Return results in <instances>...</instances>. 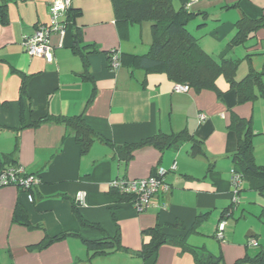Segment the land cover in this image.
Returning a JSON list of instances; mask_svg holds the SVG:
<instances>
[{
  "label": "crops",
  "instance_id": "crops-1",
  "mask_svg": "<svg viewBox=\"0 0 264 264\" xmlns=\"http://www.w3.org/2000/svg\"><path fill=\"white\" fill-rule=\"evenodd\" d=\"M54 2L8 0L7 22L0 24V169L21 166L40 179L32 189V201L16 187L0 188V264H195L190 253L170 244L160 246L147 260L132 253L149 241L144 231L156 225L164 234L179 236L184 231L170 225L177 222L189 227L197 215L206 213L205 222L220 209L216 221L219 223L222 212L232 204L228 203L229 170L237 144L228 129L231 114L254 123V102L237 105L234 92L228 91L223 78L216 80L218 89L224 92L222 98L206 90L176 92L175 83L164 73L147 72L125 60L123 55L147 54L151 37L139 46L134 25L120 27L115 23L109 0H72L70 10H76L78 15L67 24L63 36L51 34L52 62L27 55L22 48L24 36L50 22ZM188 11L194 14L197 30L212 22L215 29L211 35L226 37L234 32V24L241 17L256 19L264 14V0H197ZM62 20L65 21V14ZM188 31L207 53L206 45L199 42L195 32ZM75 34L78 51L73 48ZM253 39L247 48L244 44L228 47L230 39L227 50L222 54L224 48L218 51L220 59L241 61L244 58L236 57L237 47L243 46V51H248L243 57L249 56L253 69L264 70V30L256 32ZM110 52H117L122 60L115 71L108 66ZM255 55L262 58L254 62ZM23 80L31 120L50 118L37 127L21 128L19 99ZM80 114L96 135L85 153L80 151L72 131L55 120ZM200 114L204 120H200ZM261 121L262 125L255 129L257 135L264 132V116ZM159 133L181 134L185 139L176 148L159 151L148 146L137 149L127 163L120 159L118 147ZM188 136L202 142L203 153L192 155ZM255 144L262 149L264 140ZM174 164L176 168L172 170ZM156 168L165 170L169 189L158 194L155 205L146 211L138 213L131 203H120L111 195L112 181L144 179ZM79 192L85 193V204L80 206L75 202ZM257 196L261 201L257 197L253 200L260 207L259 219L264 198L258 193ZM17 206L25 212L29 227L13 221ZM74 206L85 221L98 225L102 231L80 226ZM244 212L242 209L240 218ZM216 223L210 231L214 239ZM202 224L197 234L187 235L186 243L221 254L225 264L234 263L255 248L224 241L223 237V242L215 239L219 243L217 253L208 251L205 243H191L192 237L203 236ZM259 233L250 225L247 238H254L263 250ZM60 234L67 235L38 249L43 239ZM117 234L128 252L91 257L85 240L97 241L104 235ZM232 234V230L228 231L226 237L234 239Z\"/></svg>",
  "mask_w": 264,
  "mask_h": 264
},
{
  "label": "trees",
  "instance_id": "trees-1",
  "mask_svg": "<svg viewBox=\"0 0 264 264\" xmlns=\"http://www.w3.org/2000/svg\"><path fill=\"white\" fill-rule=\"evenodd\" d=\"M7 1L1 0L0 3L1 25L7 22ZM109 1L112 6L115 23L118 26L128 27L141 24L145 21L151 24V44L147 54L142 56L123 55L125 60L131 61L135 66L147 72L164 73L173 83L187 85L189 89L195 92L203 90L212 91L218 98H222L224 92L218 89L216 80L222 77L228 84V91L234 92L237 105L247 102L252 103L258 99L264 100V70L258 72L250 67L248 73L242 79L236 80V72L240 60L221 58L219 61H216L201 49L197 39L187 29L188 23L194 17V14L186 9V4L189 0H180V6L177 9L173 7L172 0ZM77 15L78 12L70 10L69 6L65 13L64 24L66 28L67 24L74 22ZM234 27L235 33L229 41L228 47L243 45L247 40L255 37L256 32L264 27V14L256 19L243 16L235 22ZM78 42V35L75 34L73 48L77 51ZM110 53L107 55L108 63ZM247 59H249V56ZM119 60H121L120 57ZM25 86L26 80H23L19 99L22 129L37 127L41 123L50 120L49 117H44L38 121L31 120L30 102L26 96ZM55 120L65 128L70 129L80 151L82 153L87 152L96 135L85 122L83 114L72 117H58ZM228 129L234 133L237 144L236 150L231 155L233 170L240 175L241 182L247 183L251 191H255L264 198V165H257L254 161L252 121L231 114ZM184 139V136L181 134L171 136L159 133L147 137L140 142L120 146L117 153L120 159L127 163L131 160L137 149L150 146L159 151H164L178 147L183 143ZM186 140L192 142L191 153L193 156L203 153L201 141L195 140L190 136ZM240 191H242L241 188ZM29 192L32 194V190ZM110 193L120 203H130L132 199L130 195L112 188ZM75 206L73 210L80 226L102 231L98 225L85 221L78 213L77 206ZM231 206L232 204L222 212L219 222L230 215ZM206 216V213L197 215L189 227H185L177 222L170 225L173 229L176 228L184 231V234L179 236L164 234L159 225L144 231V235L149 237V241L143 243L142 248L132 254L140 257L142 260H147L156 254L160 246L170 244L180 247L183 252L190 253L194 257L195 264H224L221 254H211L205 251L204 248L192 247L185 241L187 235L198 233V228ZM259 219L264 220V208L261 210ZM13 221L26 227L30 226L25 212L19 206L13 212ZM66 235L60 234L51 238H45L37 247L40 250L44 249L51 243L64 239ZM85 245L91 257L107 255L117 251L128 252V250L121 246L118 234L114 237L104 235L102 239L97 241L85 240ZM247 246H249L248 241ZM234 264H264V251L260 250L255 255L245 254L243 258L236 260Z\"/></svg>",
  "mask_w": 264,
  "mask_h": 264
},
{
  "label": "built area",
  "instance_id": "built-area-1",
  "mask_svg": "<svg viewBox=\"0 0 264 264\" xmlns=\"http://www.w3.org/2000/svg\"><path fill=\"white\" fill-rule=\"evenodd\" d=\"M72 0H55L50 7V22L47 25L37 27L34 32L28 36H24L22 40L23 51L31 57H42L47 62H52L53 55L50 45V36L56 33L63 36L65 32L64 21L62 16L66 13ZM197 0H189L186 4V9L190 7L193 2ZM108 66L110 70L115 71L120 66V60L117 52L109 54ZM174 91L188 92L187 85L175 84ZM200 120H204L203 114L199 115ZM175 164L172 166L174 170ZM165 170L156 168L155 171L147 178L138 180L117 179L110 183V188L118 190L124 194L131 196L130 203L138 213H142L155 205V198L158 194L166 193L169 186L164 182ZM231 193L236 195L240 190L241 177L231 169ZM40 183V179L24 171L21 166H10L0 169V188L13 186L27 193L29 201L33 200L32 194L29 192ZM76 205L85 204V193L79 192L75 198ZM234 202V199H233ZM225 222L221 221L216 227L215 237L218 240H223ZM248 245L250 247H257L258 243L255 239H249Z\"/></svg>",
  "mask_w": 264,
  "mask_h": 264
},
{
  "label": "rangeland",
  "instance_id": "rangeland-1",
  "mask_svg": "<svg viewBox=\"0 0 264 264\" xmlns=\"http://www.w3.org/2000/svg\"><path fill=\"white\" fill-rule=\"evenodd\" d=\"M172 4L174 6L175 9H177L179 7V0H172ZM197 21H190L189 22V30L190 31H194L196 34V37L199 39V42L202 43V45H206V50L207 53H209L213 59H216V61L220 60V56H219V52L221 51L223 48L224 50L221 52V54L223 52H225L227 50V43L228 41L233 37V34L235 33V29L234 32H230L227 34L226 37H216L214 35H211V32L215 29L214 25L212 22H208V26L205 28H199L197 30ZM218 24V23H217ZM150 22L145 21L142 22L141 24H137L133 26V30H135V38L136 40L139 41V46H141L142 43H144L145 38L150 39L151 35H150ZM264 28V27H263ZM263 28L259 29L257 32L264 30ZM202 29V30H201ZM255 40L253 38L247 40L244 43V47L247 48V46H249L250 44H252ZM262 46L264 48V42H262ZM212 49H211V48ZM239 48V55L236 57H242L244 59H242L240 61V64L238 65L237 68V72H236V80H240L242 79L247 73L250 67L253 68V63L251 60L247 59L248 57L244 56L245 53H247L248 51H243L244 48L243 46H239L237 47ZM237 48H235L237 50ZM241 51V52H240ZM258 57L262 58V55H255V59L254 62L258 61ZM258 68H256L257 70H259V66H257ZM222 77H219V79H221ZM254 110H255V115H254V123L252 122V131H253V136H252V145L254 148V161L256 164H264V147L262 149H258L256 146V141L263 139L264 140V132L260 133V134H255V129H257V127L259 125H262V117L264 116V100L263 99H258L256 101H254ZM233 169V168H231ZM231 169L229 170V182L231 179ZM240 188L242 189V191H240L238 194L234 195L232 193H230V202L228 203H232L231 209H230V213L231 215L228 217V219L223 220L227 226H225L224 229V237L226 238V240L224 241H234L235 243H241L242 245L247 244V241L249 240V238H247V233H248V228L250 225H253V227H255L256 230L260 231V236H259V242L260 245L263 246V250H264V222L260 221L258 219V215L260 212V207L259 205H255L254 204V197H257V200H260L259 197L257 196V193L255 191H251L248 188L247 183L245 182H241ZM230 192H231V188H230ZM234 202H231L233 201ZM261 201V200H260ZM242 209L245 211L244 212V216L243 217H239L240 216V212L242 211ZM220 209H218L216 211V213H213V216H210L208 218L207 221L203 222L202 224V228L201 230L203 231V236H198V237H192L194 239H192L191 243L196 242L195 244L198 246H202L203 243L206 244L207 250L208 251H213V253H217L218 252V246L219 243L216 241V237L215 239L212 237L213 232L212 228H215V223L217 221L218 215L220 213ZM255 216V217H253ZM217 224V223H216ZM218 225V224H217ZM217 227V226H216ZM214 230V229H213ZM233 231V237L234 239L231 238V234L229 235V237H226V234L228 233V231ZM214 233H216V230L214 231ZM223 240L221 242H223ZM194 245V244H193ZM261 250L260 247H255V248H250L249 249V254L250 255H255L257 252H259ZM225 264V261H224ZM232 264H234L232 262Z\"/></svg>",
  "mask_w": 264,
  "mask_h": 264
}]
</instances>
